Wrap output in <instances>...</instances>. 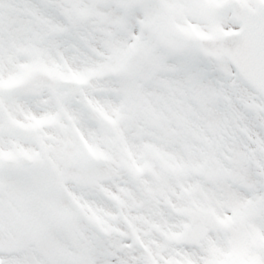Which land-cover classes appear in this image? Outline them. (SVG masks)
<instances>
[{"label": "snow or ice", "instance_id": "snow-or-ice-1", "mask_svg": "<svg viewBox=\"0 0 264 264\" xmlns=\"http://www.w3.org/2000/svg\"><path fill=\"white\" fill-rule=\"evenodd\" d=\"M0 264H264V0H0Z\"/></svg>", "mask_w": 264, "mask_h": 264}]
</instances>
